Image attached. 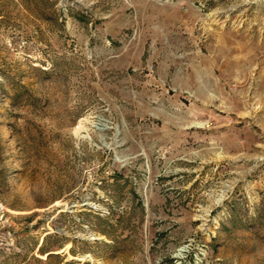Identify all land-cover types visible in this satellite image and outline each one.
<instances>
[{
	"label": "rangeland",
	"instance_id": "1",
	"mask_svg": "<svg viewBox=\"0 0 264 264\" xmlns=\"http://www.w3.org/2000/svg\"><path fill=\"white\" fill-rule=\"evenodd\" d=\"M0 264H264V0H0Z\"/></svg>",
	"mask_w": 264,
	"mask_h": 264
}]
</instances>
